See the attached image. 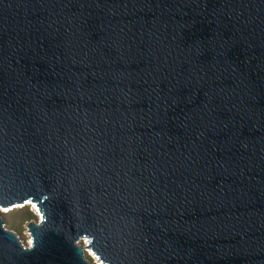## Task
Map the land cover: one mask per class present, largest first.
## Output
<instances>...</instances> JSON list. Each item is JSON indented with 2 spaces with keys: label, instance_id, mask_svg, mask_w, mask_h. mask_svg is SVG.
Wrapping results in <instances>:
<instances>
[{
  "label": "water",
  "instance_id": "water-1",
  "mask_svg": "<svg viewBox=\"0 0 264 264\" xmlns=\"http://www.w3.org/2000/svg\"><path fill=\"white\" fill-rule=\"evenodd\" d=\"M25 204L0 264H264V0H0V208Z\"/></svg>",
  "mask_w": 264,
  "mask_h": 264
},
{
  "label": "rangeland",
  "instance_id": "rangeland-1",
  "mask_svg": "<svg viewBox=\"0 0 264 264\" xmlns=\"http://www.w3.org/2000/svg\"><path fill=\"white\" fill-rule=\"evenodd\" d=\"M25 206L28 208V210L32 213V216L30 219L28 220H23V218H21L20 213L18 211V208H25ZM0 216L3 220L4 226L7 229L12 230L18 237L19 241L23 244V245H28L29 242V235L26 231V227L25 224L27 221H32L35 222L38 217L39 214L36 212V210L34 209V207L30 204H25L21 207H15V208H11V209H1L0 208ZM86 242V239H81L78 241V244L80 246H84ZM84 256L85 258L91 263V264H99V262H96L94 257H92V253L87 250L84 249L83 250ZM100 264H102L100 262Z\"/></svg>",
  "mask_w": 264,
  "mask_h": 264
},
{
  "label": "trees",
  "instance_id": "trees-1",
  "mask_svg": "<svg viewBox=\"0 0 264 264\" xmlns=\"http://www.w3.org/2000/svg\"><path fill=\"white\" fill-rule=\"evenodd\" d=\"M18 211L20 213L21 218H23V220H28L32 216V213L28 210L26 206L25 208H18Z\"/></svg>",
  "mask_w": 264,
  "mask_h": 264
},
{
  "label": "bare ground",
  "instance_id": "bare-ground-1",
  "mask_svg": "<svg viewBox=\"0 0 264 264\" xmlns=\"http://www.w3.org/2000/svg\"><path fill=\"white\" fill-rule=\"evenodd\" d=\"M87 250H89V249H87ZM89 251H90V250H89ZM90 252H91V251H90ZM91 253H92V252H91ZM91 255H92V257H94L95 261H96V262H99V264H100V261L96 258V256H95L93 253H92ZM101 263H102V262H101ZM102 264H104V263H102Z\"/></svg>",
  "mask_w": 264,
  "mask_h": 264
}]
</instances>
